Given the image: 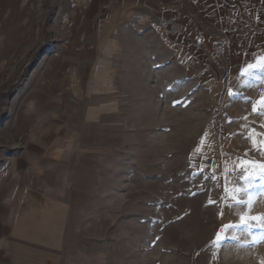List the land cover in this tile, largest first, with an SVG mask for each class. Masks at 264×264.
I'll use <instances>...</instances> for the list:
<instances>
[{
    "label": "rangeland",
    "instance_id": "1",
    "mask_svg": "<svg viewBox=\"0 0 264 264\" xmlns=\"http://www.w3.org/2000/svg\"><path fill=\"white\" fill-rule=\"evenodd\" d=\"M64 1L72 4L37 0L38 28L9 60L1 61L0 150L21 145L18 138H6L18 123L7 116H15L21 91L53 55L79 45L73 28L69 32L56 23ZM159 26L162 34L152 25L123 37L125 117L109 122L110 149L98 160L96 180L80 184L88 191L68 195L76 216L53 264H264V228L240 223L245 213L264 216V176L248 189L254 198L250 210L233 199H248L247 193L235 191L245 187L236 166L243 160L264 163L251 140L256 137V146L264 148V116L252 112L253 102L260 108L264 73H257L259 81L242 76L232 57L246 49L230 44L236 32L246 35L250 29L211 28L209 39L228 44L214 50L206 39L197 45L199 57L210 59L208 65L220 77L214 83L180 62L182 54L174 46L182 38L181 24L170 18ZM212 53L222 59L214 60ZM255 56L247 54L244 62ZM116 88L119 97L118 79ZM230 89L236 94L228 95ZM229 223L238 225L226 233L236 239L214 246L216 232ZM253 236L260 239L253 241Z\"/></svg>",
    "mask_w": 264,
    "mask_h": 264
},
{
    "label": "crops",
    "instance_id": "2",
    "mask_svg": "<svg viewBox=\"0 0 264 264\" xmlns=\"http://www.w3.org/2000/svg\"><path fill=\"white\" fill-rule=\"evenodd\" d=\"M71 3L61 2L55 19L60 28L74 29L79 45L53 55L19 94L15 116H7L10 122L16 117L18 123L6 138H18L21 145L0 150V264H53L54 254L67 245L76 216L68 195L88 191L80 184L96 180L98 160L110 149L109 122L125 117L127 94L121 86L124 36H134L136 30L152 25L162 34L159 25L170 18L177 20L182 38L174 47L183 56L180 62L214 83L220 77L214 66L208 65L210 59L199 57L197 45L207 39L216 50L228 41L214 36L209 39L211 28L249 27L246 35L236 32L231 40V45L246 49H239V57L233 54L234 68L246 66L247 54L256 55L250 58L253 62L264 56V0ZM37 9V0H0V67L38 28ZM212 56L222 59L216 53ZM255 139L251 135L252 142Z\"/></svg>",
    "mask_w": 264,
    "mask_h": 264
},
{
    "label": "snow or ice",
    "instance_id": "3",
    "mask_svg": "<svg viewBox=\"0 0 264 264\" xmlns=\"http://www.w3.org/2000/svg\"><path fill=\"white\" fill-rule=\"evenodd\" d=\"M257 73H264V56L261 57H256L254 62H249L246 64V66L244 68L241 69V75L244 77H252L255 80L259 81L261 80V77L259 75H257ZM236 93H234L231 89L228 92V95H235ZM174 104H180L181 101H174ZM260 108H257V102H253V107H252V112L257 114V115H261L264 116V95L261 96V100H260ZM245 120L247 119V117L244 118ZM203 140L204 137H202L201 139V143L203 144ZM253 150L260 152L261 154H264V148H258L256 146L255 141L253 140ZM197 152L200 151V149L198 148L196 150ZM236 167L241 168L242 171V175H240L239 179L241 181H243L245 183V187L240 188L237 187L235 189V191L237 193L239 192H245L248 195V199L244 200V199H236L235 197H233V199H235V203L237 204H241V205H246L249 210L251 209L253 202H254V198H253V194L248 192V189L252 188L254 186V181L261 176H264V163L259 164V166H257L255 163L251 162V161H247V160H243L241 161L240 165H237ZM235 170V169H234ZM212 178H215V175H213ZM209 203H214V201H209ZM221 215H223V213H221ZM250 221H258V223H256L255 225L251 224ZM240 223L245 225L247 228H251V227H259V228H264V216H251V215H247L242 214L240 216ZM233 227H238V225H234V224H226L223 225L217 232L215 235V238L213 241H211V243L216 246L219 247L223 241L227 240V239H236L235 236H228L227 230L233 228ZM222 233H225L222 235ZM159 239V238H157ZM253 241L260 239V237L257 236H253L252 237Z\"/></svg>",
    "mask_w": 264,
    "mask_h": 264
}]
</instances>
